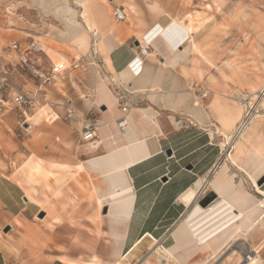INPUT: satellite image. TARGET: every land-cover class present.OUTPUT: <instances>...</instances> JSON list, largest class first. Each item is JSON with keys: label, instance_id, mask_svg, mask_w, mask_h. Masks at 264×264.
Wrapping results in <instances>:
<instances>
[{"label": "crops", "instance_id": "0c3cea01", "mask_svg": "<svg viewBox=\"0 0 264 264\" xmlns=\"http://www.w3.org/2000/svg\"><path fill=\"white\" fill-rule=\"evenodd\" d=\"M118 7L129 13L123 23L112 18V9ZM136 7L133 13L115 2L108 6L97 1L91 11L100 33L89 32L85 50L54 39L45 44L32 37L10 42L20 43L19 49L10 51L20 59L28 43L41 44L44 53L35 57L46 55L51 64L46 72L34 68L35 72L48 74L54 65L64 63L67 70L56 82L69 83L62 89L56 82L44 87L40 98L46 101L32 117L28 115L32 129L22 144L24 150L13 158L20 162L25 156L24 164L33 157L44 164L46 175L23 185L17 175L23 164L15 168L16 162L0 163V264H101L100 260L115 264L128 253L127 258L145 259L155 244L171 250L176 264H207L215 251L218 255L212 260L224 264L238 256L239 264L241 255L230 250L242 243L250 251L259 250L261 260L264 226L252 230V221L264 215L259 207L264 183L258 184L264 179V117L252 122L226 160L224 147L242 118L230 93L255 92L264 85V30L250 37L252 45L236 53L229 68L213 69L207 56L198 55L193 33L186 36L180 29L173 43L153 41L141 75L134 77L129 65L139 54L136 41L157 27L178 22L162 23L153 15L141 19V8ZM46 47L57 54L46 53ZM80 57L82 67L71 68ZM111 79L122 86L124 101H137L124 130L118 126L124 116L123 100L111 91ZM37 86L29 92L35 93ZM68 100L97 122L95 145L83 142L79 121L65 119ZM53 107L57 118L51 121ZM40 110L44 113L37 115ZM49 176L63 184L56 187ZM205 185L208 193L218 196L206 210L225 203L231 209L228 215L241 220L199 245L183 237L181 230ZM191 189L195 198L187 206L183 196ZM120 202L127 203L128 212L119 225L117 244L112 207ZM67 204L72 205L70 210H65ZM88 253L90 260H83Z\"/></svg>", "mask_w": 264, "mask_h": 264}, {"label": "rangeland", "instance_id": "374dc122", "mask_svg": "<svg viewBox=\"0 0 264 264\" xmlns=\"http://www.w3.org/2000/svg\"><path fill=\"white\" fill-rule=\"evenodd\" d=\"M94 1L95 3L99 1L108 6L115 2L119 6H125L133 13H137L136 6L138 4L142 11V14L140 12L141 19L153 15L159 21H162V23L166 21L169 23L175 20L178 21L176 23L184 27L188 26L192 29L198 55L200 57L207 56L208 61H210L208 65L213 69L230 66V63L233 61L232 58L236 53L246 51V48L252 45V38L250 39V37L255 35L256 32L264 30V0ZM64 2H67L70 7L78 11L77 18L81 22L83 21L81 18L82 13L91 11L92 8H81L75 0H0V74L3 71L7 72V77L13 82L16 89L24 90L25 92L34 90V86L39 84L38 74L35 72V69L46 72L51 63L47 61L48 57L46 55L42 57L28 55V64L19 65L18 62H21V59L8 49L10 42L19 39L24 41L28 37H32L42 42V44H45L47 40L53 41L54 39L65 41L69 45H72V41L67 39L69 28L64 20L65 17L63 13H57V6ZM114 12L115 10L112 9L113 20H115ZM127 15L129 16V13ZM151 32L149 31L140 39L144 40ZM61 33L66 35H61ZM29 40L30 38L27 41ZM92 41L94 44V37H92ZM100 41L102 42L101 39ZM46 53L53 56L57 54L50 47H46ZM38 58H42L40 59L41 66H39L40 63H36L35 66L31 65L32 62H38ZM56 83L57 87L62 89L69 82L63 83L58 81ZM243 94L244 92L236 90L230 93L231 96H235V99H239ZM40 108L41 106L32 110L28 108L20 109L10 104L7 109L0 112V163L5 164L4 162H6L10 164L16 162L14 165L15 168L16 166L18 168L19 164H23L22 162L25 160V156H21L22 159L20 162L14 161L13 158L24 150L22 144L29 134L24 130L26 127L24 123L27 121L28 115H33ZM56 108L53 107V118L51 121L57 118L54 115V112H57ZM24 112L27 113L26 116H24ZM60 117L64 119L62 115ZM49 179L54 181L56 187L63 184L61 180H57L52 176H49ZM37 184L42 185L38 182L35 183V185ZM60 196L62 197V195ZM81 199L82 202L86 201L83 195H81ZM64 208L65 210H70L72 205L67 204ZM237 246L238 244L233 245V250H230V252L232 253ZM253 251V256L256 257L254 264H263L264 253H261V260H259V250ZM237 254L238 251L236 252ZM139 256L135 255L134 258H127L121 264H176L174 259L162 250H158L156 254L151 250L146 254L145 259L138 260L140 258ZM84 257H82L83 260L89 261L90 253L85 254ZM113 257L115 262V254ZM234 257L224 264H238V256ZM241 262L242 258L239 264ZM100 263L104 264L102 260H100ZM215 263L216 260L209 258L207 264ZM217 264L221 263L218 262Z\"/></svg>", "mask_w": 264, "mask_h": 264}, {"label": "bare ground", "instance_id": "6f19581e", "mask_svg": "<svg viewBox=\"0 0 264 264\" xmlns=\"http://www.w3.org/2000/svg\"><path fill=\"white\" fill-rule=\"evenodd\" d=\"M75 2L81 8L84 7L86 9L92 7L95 3L94 0H75ZM57 10H58L57 13H63V15L65 17L64 20L66 22L67 27L69 28L67 39L72 41V43H74L78 47L79 50L87 49L88 44H89V32H93L94 35L100 33L99 30L95 31L96 24H95L94 19H93L94 14H92V11L83 12L81 15V18L83 21L81 22L77 18L78 11L76 9L70 7V5H68L67 2L66 3L64 2L61 5L57 6ZM180 29H181V32H184L186 36L188 34H192V29H190L188 26L184 27V26H182L176 22H173L172 25H170L166 28L163 26L157 27L155 29L157 31H155V30H154L155 32L152 31L146 37V38H148V40L145 41L146 38H144V40L140 39L139 41L141 42L142 45H151V44H153V41L157 40L158 38H161L164 40L166 39L167 41L173 43L174 37H176L178 35V30H180ZM186 33H188V34H186ZM61 35H66V34L61 33ZM102 39L103 38H101V40ZM184 40L185 39L182 38L181 42H183ZM173 47L177 48V45L175 44V45H173ZM239 108L241 110V107H239ZM43 113H44V110H40L37 115H40V114L42 115ZM241 113H242V111H241ZM31 117H28L29 119L27 121V124L29 125V129L27 128L28 131H30L32 129V126L28 123L29 121H31V119H32ZM252 124H254V123H252ZM244 136L245 135H243V137ZM20 167L21 168L19 169V172L17 175L19 177L22 176L21 178H23V179H21L20 182L23 185H25V183L29 184L30 182H33L35 176L46 175V173H47L42 162L36 161L33 157L28 158V160L26 162H24V164ZM34 173H36V175H34ZM26 179H27V182H26ZM257 188H258V186H257ZM194 198H195V191L192 189L189 190L187 193H185V195L183 196V200L185 201V204L187 206L191 205ZM260 204H264V202L259 203V207H260ZM215 205H216L215 207H212V209H209V210H204L199 205H196L193 208L192 213L187 217V219L184 222L185 224L183 226V230H181L183 233L182 236L183 237L186 236L188 239L192 240L195 243H198L199 245H206L208 242L215 239L218 235L224 233L225 231H228L229 228L231 229L232 226H234L236 223H238L241 220V216H238L235 214H234V216H233V214L228 215V213H229V211H231V209L229 208V206L227 204L218 203ZM102 207L103 206L101 204V208ZM127 212H128V205L126 202H124V203L120 202L118 204H115L112 207V217H113V219H112V232L114 234L113 237L115 238V242L117 244H119V239L121 237L120 233L122 230L119 227V225L123 224V217L126 216ZM247 216H248V214H247ZM263 220H264V215L261 214L258 217L257 221H252V230L255 228V225L261 224L262 226H264V223L262 222ZM207 231H209V232H207ZM238 231L242 232V228H238ZM187 238H185V239H187ZM154 241L156 242V240H154ZM208 246H209V244H208ZM151 250L154 254H156L158 252V250H162L169 257L174 259V253L171 250H168V249L163 248V247H159V245H157V244H155L151 248ZM237 251L241 255V258H242L241 264H254L255 263L256 257L253 256L254 251L253 252L250 251L249 247L246 243H242L240 245L239 249H235L232 253H236ZM129 255H130V253L126 254L125 256H122L121 259L120 260L118 259V261H116L115 264H121L122 261L127 260V257ZM217 255H218V251H215V255L212 256V259H216ZM177 259H179V258H177ZM217 263H218V261H216L215 264H217ZM78 264H80V263H78ZM85 264H95V263L94 262H87Z\"/></svg>", "mask_w": 264, "mask_h": 264}, {"label": "built area", "instance_id": "2783aa9c", "mask_svg": "<svg viewBox=\"0 0 264 264\" xmlns=\"http://www.w3.org/2000/svg\"><path fill=\"white\" fill-rule=\"evenodd\" d=\"M114 19L116 23H123L127 19V14L124 7L116 8L114 12ZM148 38L145 39V41ZM137 49L139 51L138 56L134 61L129 65V69L134 77L141 75L144 66V58L149 54L151 45H142L138 40ZM20 48L19 42H12L8 46V49L17 50ZM44 53V48L41 44L32 42L28 43L23 49L21 55V64H28V55H38ZM82 57L76 60L71 68L78 69L82 67L83 63ZM67 70V67L64 63H59L54 65L51 71L46 74H38L39 84L37 86V91L25 92L24 90H18L14 87L13 82L7 77V72L3 71L0 74V112L8 108V105L12 104L16 108L24 109L28 108L30 110L35 109L36 107L45 103V99H41V93L44 91V87L50 83L56 82L59 78L62 77L64 71ZM110 89L111 91L120 99L123 100L124 92H122V86L118 84L115 80H110ZM238 105L242 109V118L237 127L233 130L232 134L228 138L225 145V160L229 157L231 151L234 150L238 141L243 137L244 133L247 131L248 127L256 119L264 117V85L261 89L255 92L244 93L239 99L236 100ZM137 101L135 99L122 102V110L124 116L119 119L118 126L121 130H124L127 126V114L128 112L136 106ZM66 111V120L70 122L79 121L82 124V140L85 143H91L95 145L97 139L98 124L92 118L83 115L80 113L73 105L70 100L64 105ZM26 116V112L23 113ZM26 127L24 130L29 132V125L27 121L24 123ZM28 128V129H27ZM208 186L205 185L200 192L198 193L197 201L199 202L208 194ZM260 207L264 209V204H260Z\"/></svg>", "mask_w": 264, "mask_h": 264}, {"label": "water", "instance_id": "95a60500", "mask_svg": "<svg viewBox=\"0 0 264 264\" xmlns=\"http://www.w3.org/2000/svg\"><path fill=\"white\" fill-rule=\"evenodd\" d=\"M138 41H136L135 45L138 46ZM167 155L171 156L172 152L170 150L167 151ZM264 183V179H262L261 181H259V185H262ZM218 199V196L216 193L214 192H209L203 199H201L198 202V205L203 208V209H208L216 200ZM40 218H44V213H42L40 215ZM10 229L7 228L6 232H8Z\"/></svg>", "mask_w": 264, "mask_h": 264}]
</instances>
